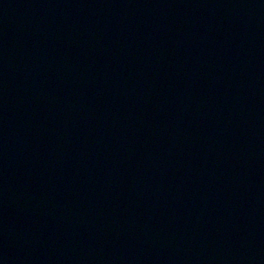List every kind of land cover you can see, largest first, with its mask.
Masks as SVG:
<instances>
[{"label":"water","instance_id":"95a60500","mask_svg":"<svg viewBox=\"0 0 264 264\" xmlns=\"http://www.w3.org/2000/svg\"><path fill=\"white\" fill-rule=\"evenodd\" d=\"M0 264H264V0H0Z\"/></svg>","mask_w":264,"mask_h":264}]
</instances>
